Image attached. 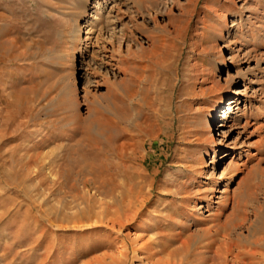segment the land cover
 <instances>
[{
    "label": "rangeland",
    "instance_id": "obj_1",
    "mask_svg": "<svg viewBox=\"0 0 264 264\" xmlns=\"http://www.w3.org/2000/svg\"><path fill=\"white\" fill-rule=\"evenodd\" d=\"M237 2L0 0V264H154L180 246L193 264L204 229L238 216L248 247L264 236V0Z\"/></svg>",
    "mask_w": 264,
    "mask_h": 264
},
{
    "label": "bare ground",
    "instance_id": "obj_2",
    "mask_svg": "<svg viewBox=\"0 0 264 264\" xmlns=\"http://www.w3.org/2000/svg\"><path fill=\"white\" fill-rule=\"evenodd\" d=\"M221 3L222 4L231 3V6L230 7H236L238 5L237 0H221ZM100 4H101L100 2H97V5H100ZM139 4H140L139 7H141L142 4L141 3H139ZM96 8H97V6H96ZM222 16L225 19L224 21H225V24L226 25H229L231 23L234 24L236 19H239V21H240V19L242 20V18H241L242 11L240 10L237 14L236 13L233 14L231 16V20L228 19L227 13L226 14L224 13ZM93 17H94L93 11H88L85 14L84 18H83L84 20L82 22V26H80L81 29L84 28L85 30H88L90 21L92 20ZM118 18L119 17H117V19ZM101 30H99V32H101ZM236 31H238V29ZM121 34H122V36H126L127 33L125 34V32H124V33H121ZM97 35H99V34H97ZM137 47L138 48L143 47V44L141 43L140 38L138 39V46ZM136 49L137 48H135V50ZM134 52L135 51H128L127 56L129 57L131 54H134ZM117 61H119V60H117ZM112 72L113 73H116V70L113 69ZM234 75H235L234 71H230L228 69V70H226L224 72L223 79L228 83L230 81V79ZM239 101H240V99H236L233 102H236L235 104L238 105L239 104ZM245 105H246V103H245ZM234 107H235V105L230 106L228 111H224V110L221 111L222 113L220 114V120H219V122L217 124L218 133L217 132L215 133V134H217L218 137H216V138H214L212 140V141H214L215 144H217L218 147L224 148V147L227 146L228 132L230 130L223 129V126L227 124V117L230 115V112L234 109ZM237 109H238V107H237ZM223 156H225V154H222L221 155V158ZM202 159H203V163H205L204 162V157ZM238 165H239L238 162H235L234 168L237 167ZM231 166L232 165H230L228 167L226 166V167H224L220 171V173L218 175V178H217L218 181L220 180V182L221 183L224 182V184L229 182L230 177L232 175L231 173L233 172V169H234ZM225 189H227V188H225ZM224 192H226V191L224 190ZM227 196L228 195L224 193V194H221L219 196V198H220V200L223 201V200L227 199ZM238 204H239V201L236 202V205L235 206H238ZM125 206H126V204H125ZM129 214L130 213H128V216H126L127 217L126 219H129ZM244 219H246L245 216H240V217L238 216V220L237 221L235 220V222L233 221L234 222L233 227L235 225L237 226V224L240 225ZM227 221H225V223H222V224L220 223V225L218 227H216L215 230H212L211 228H205L204 229V230H206V231H208L210 233V236L208 235L209 236V239H207L202 244V246L204 247L205 250H200L199 251V254H198L199 256L196 259L197 261H195V263H193V262H191V263H193V264H264V249H259V246L261 247V245H262V247H263L264 236H258V237H256L252 241V244L254 246H252L250 244L251 247H248L249 244L247 242H249L248 241L249 240L248 239L249 237L246 239V237L244 235L245 233L243 234L242 231H239V232L238 231H233V232L228 231V228L230 227L229 225H231V224L230 223L228 224L229 221L228 222ZM120 223H122V222L120 221ZM254 223L251 224V228L252 229H253ZM241 226H243V225H241ZM244 226H246V225H244ZM233 227H230V228H233ZM249 230H250V227L248 228V232H249ZM198 233H200V230H197L196 232L191 233L190 236L196 235ZM206 236H207V234H206ZM245 240L247 242H245ZM190 243L191 242L187 239L186 241L183 242V247L184 246L189 247L190 246ZM179 248H177V250L175 252L169 253V255H168V257L166 259H163L161 261H157L154 264H182V260L183 259L181 257L178 258V254H177V251H178ZM179 250H181V249H179ZM124 251H125V249H124ZM124 251L122 249L119 250V252L116 253V256L114 255L112 258L114 260L119 261V262L122 263L123 260H124L123 259V256H125V254H126V253H124ZM193 261H194V259H193Z\"/></svg>",
    "mask_w": 264,
    "mask_h": 264
}]
</instances>
